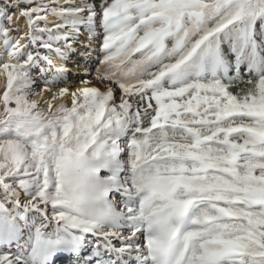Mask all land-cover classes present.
I'll return each mask as SVG.
<instances>
[{
  "label": "snow or ice",
  "instance_id": "1",
  "mask_svg": "<svg viewBox=\"0 0 264 264\" xmlns=\"http://www.w3.org/2000/svg\"><path fill=\"white\" fill-rule=\"evenodd\" d=\"M0 264H264V0H0Z\"/></svg>",
  "mask_w": 264,
  "mask_h": 264
}]
</instances>
